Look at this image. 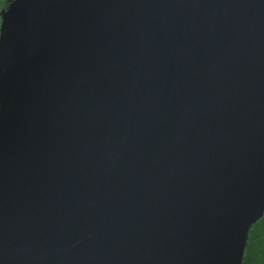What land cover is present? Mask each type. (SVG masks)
<instances>
[{
	"label": "water",
	"instance_id": "water-1",
	"mask_svg": "<svg viewBox=\"0 0 264 264\" xmlns=\"http://www.w3.org/2000/svg\"><path fill=\"white\" fill-rule=\"evenodd\" d=\"M0 264H242L264 213V0H10Z\"/></svg>",
	"mask_w": 264,
	"mask_h": 264
},
{
	"label": "flooded vegetation",
	"instance_id": "flooded-vegetation-1",
	"mask_svg": "<svg viewBox=\"0 0 264 264\" xmlns=\"http://www.w3.org/2000/svg\"><path fill=\"white\" fill-rule=\"evenodd\" d=\"M9 3L10 0H0V26L2 21L1 14L4 11V9L8 7ZM258 220L264 223V213L262 217H260ZM242 262L243 264H264V245H260L252 249H249L247 252L245 251Z\"/></svg>",
	"mask_w": 264,
	"mask_h": 264
},
{
	"label": "trees",
	"instance_id": "trees-1",
	"mask_svg": "<svg viewBox=\"0 0 264 264\" xmlns=\"http://www.w3.org/2000/svg\"><path fill=\"white\" fill-rule=\"evenodd\" d=\"M260 245H264V223L258 220L251 226L245 251Z\"/></svg>",
	"mask_w": 264,
	"mask_h": 264
}]
</instances>
